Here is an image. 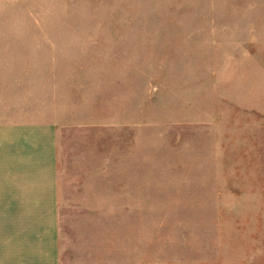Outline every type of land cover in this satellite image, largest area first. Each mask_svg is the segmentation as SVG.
<instances>
[{
  "label": "rangeland",
  "instance_id": "obj_1",
  "mask_svg": "<svg viewBox=\"0 0 264 264\" xmlns=\"http://www.w3.org/2000/svg\"><path fill=\"white\" fill-rule=\"evenodd\" d=\"M48 194L61 264H264V0H0V200Z\"/></svg>",
  "mask_w": 264,
  "mask_h": 264
},
{
  "label": "crops",
  "instance_id": "obj_2",
  "mask_svg": "<svg viewBox=\"0 0 264 264\" xmlns=\"http://www.w3.org/2000/svg\"><path fill=\"white\" fill-rule=\"evenodd\" d=\"M7 137L8 135L5 136ZM25 143L31 145L29 140ZM11 197L0 200V237L3 239V243H0V264H61L57 247L58 208L55 196H31L30 199L18 197L8 201ZM44 198L47 201H43ZM23 204H32L36 209L31 212V218L26 222L18 215L24 209L13 206ZM41 204L51 206L39 211ZM8 216H11L10 219ZM25 236L30 237V242L20 243Z\"/></svg>",
  "mask_w": 264,
  "mask_h": 264
}]
</instances>
